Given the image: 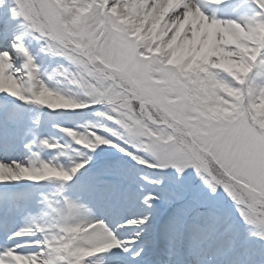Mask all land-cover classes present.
Here are the masks:
<instances>
[{"label": "snow or ice", "instance_id": "snow-or-ice-1", "mask_svg": "<svg viewBox=\"0 0 264 264\" xmlns=\"http://www.w3.org/2000/svg\"><path fill=\"white\" fill-rule=\"evenodd\" d=\"M230 2L233 0H182L172 6L168 0H0V10L21 29L9 49H0V70L15 86V91L0 90V94L50 110L64 109L49 105L46 96L64 98L74 110L102 109L96 115L114 120L119 130L90 124L83 134L72 131L78 134L76 139L67 133L76 145L92 151L108 145L140 165L172 169L177 176L193 170L211 196L222 190L230 198L249 236L264 241V0H235L234 11L251 7L252 13H243L238 19L219 18L216 13ZM148 20L154 21L150 28H146ZM189 24L193 29L201 24L225 34L230 31L234 50L192 55L188 46L201 33L193 30L190 38L186 34ZM157 25L162 29L159 35ZM26 35L44 42V54L67 62L59 75L78 89L76 93L50 89L38 79L35 58L24 43ZM225 56L238 71L232 70ZM25 79L36 81L27 92ZM9 124L15 128L18 121L13 118ZM98 128L121 143L97 134ZM85 138L93 144L86 145ZM33 144L41 150L60 147L48 139L34 138L25 148L30 151ZM32 157L39 161V168L31 161L27 165L0 162L5 174L0 184L55 177L63 188L91 161L87 156L63 165L58 160L44 161L39 152H32ZM53 168L59 171L51 172ZM41 170L47 175H39ZM98 182L119 191L106 173L98 176ZM59 194L62 201L47 202L59 218L57 223L47 226L39 217L31 218L7 237L12 244L0 247V264H16V258L29 264H120L122 256L136 259L157 246L152 238L132 252L129 243L135 240L120 238L116 229L96 218L88 204L77 203L62 190ZM158 199L157 194L149 193L143 203L151 209ZM0 208L14 212L20 205L5 196L0 197ZM85 214L83 223L71 222ZM149 219H130L126 225L144 230ZM172 222L178 229L174 254L181 252L186 235L202 247L236 230L235 222L203 205L179 209ZM84 229L87 235L110 242L88 246L82 257L62 251L59 238L67 240L71 233ZM140 235L137 232L136 239ZM37 236L33 241L27 239ZM200 236L203 239H197ZM33 246L41 250H29ZM235 246L233 238L229 251ZM74 247L83 250L84 246Z\"/></svg>", "mask_w": 264, "mask_h": 264}, {"label": "bare ground", "instance_id": "bare-ground-1", "mask_svg": "<svg viewBox=\"0 0 264 264\" xmlns=\"http://www.w3.org/2000/svg\"><path fill=\"white\" fill-rule=\"evenodd\" d=\"M168 3L172 6H177L182 3V0H168ZM243 12V10L233 11L230 8L224 7L220 8L216 14L221 19H238ZM153 22V20H148L146 28H150ZM161 30L160 26L157 25L156 35H159ZM193 30L200 32L201 35L195 38L196 42L194 44L188 46V51L192 55L201 51H203L204 55H207L208 51L234 49L232 44L233 37L230 31L225 34L218 30L216 35H214L213 29L203 27L201 24H197L196 28L193 29L192 25L189 24L186 27V34L190 38ZM20 31L21 29L17 28L16 23L8 20L7 12L5 10H0V49H9V43L11 42L9 35H18ZM184 35L185 33H182L181 38H179L181 42ZM35 41L36 40L29 35H26L24 38V43L29 47L39 69L38 79L45 84L46 82L41 74V70L47 67L48 62L38 55ZM205 43H207V49H205ZM224 59L233 71L239 70L236 66L232 65L230 57L225 56ZM17 67H19V64ZM0 74H4L2 70H0ZM253 75H255V72ZM21 76H23V72H21ZM5 85L6 87L9 86L7 83ZM23 85L34 88L36 81L25 79ZM6 97L8 96L6 95L5 98L2 96L0 97V162L11 164L15 161L27 165L31 161L39 168V161H35L32 157V152H39L41 159L44 161L58 160V162L63 165L72 163L57 159V155H53L50 150L44 152L42 150L36 151L33 146L30 151L27 150L23 144H31L33 139L37 138V135L34 134L33 131H30V126L27 121L16 111L14 108L16 106L15 103L9 102ZM13 118L18 121L15 128L9 124V120ZM38 132L41 137H46V139L49 138L54 142L59 141L57 136L43 125L40 126ZM56 171H59V169H51V172ZM38 174L42 176L47 175L42 170ZM3 175L5 174L2 169H0V177ZM93 180L98 181L96 177H94ZM53 183L52 180L43 181L41 185L48 186ZM38 185L42 187L40 184ZM38 185L26 184V181H14L0 184V197L6 196L10 202H18L20 205V210L14 212L6 208H0V247L12 244L13 242L9 241L7 237L27 223L29 217L30 219L32 218L31 212L33 205L29 193ZM96 187L97 185H85L83 187L77 182H71L66 185L67 190L64 194L77 203L88 204L94 209L96 218L103 219L108 225L116 229L118 235L123 240L130 242L135 240L134 243H129L132 252L139 250L146 245L147 241L155 238L157 246L155 248H149L142 253L137 260L138 262L140 261L143 264H264V250L256 248L257 238L250 237L246 228L236 229L232 234L222 240L208 241L202 247L199 246L194 253L189 252L193 244L192 239H189L186 235L181 242V252L179 254H174L176 233L178 230L177 225L172 222L174 218L165 214L162 216L161 220L153 221L154 215L161 210L159 207L152 206V208L149 209L143 203L144 199L141 203L132 206L131 202L134 199V195L128 191H123L121 186L117 192H113L111 187L102 189V192H99L96 190ZM148 192L157 194L156 191L149 190ZM96 195H98V197ZM108 195L111 196L109 201L102 200ZM145 216H149L150 219L144 230L134 225H126V221L130 219L143 218ZM86 219L87 215L85 214L75 218L71 222L83 223ZM189 222H191L190 217ZM121 225L125 226L121 227ZM87 232L88 230L84 229L80 232L70 234L69 239L73 241L74 245L84 246L83 250L77 248L76 251H74L77 256L82 257L90 245L110 242L95 234L89 236ZM137 232L141 233L139 239H136ZM164 234H166V238ZM233 238L236 241V246L233 251H229ZM29 239L33 241L39 239V237H30ZM159 239H164L167 242ZM197 239H203V236ZM29 250L40 251L41 249L33 246V248ZM16 264H29V262L24 258H16ZM120 264H135V261L128 262L123 256L120 258Z\"/></svg>", "mask_w": 264, "mask_h": 264}, {"label": "rangeland", "instance_id": "rangeland-1", "mask_svg": "<svg viewBox=\"0 0 264 264\" xmlns=\"http://www.w3.org/2000/svg\"><path fill=\"white\" fill-rule=\"evenodd\" d=\"M234 2L235 0L230 3H226L221 8L228 7L233 10ZM252 10L253 9L251 8V13ZM248 12L249 10L244 11V13ZM218 30L219 29H213V34L216 35ZM36 46L38 54L48 62L47 67L41 71L42 76L45 77V80L47 81L45 85H47L50 89L76 93L78 89L70 84L62 75H59L64 68L68 67L67 62L58 56L44 54V52L41 51V49L45 47L43 41L39 43L36 42ZM6 83L9 84L8 87H6ZM23 86L25 92L32 88L25 85ZM0 88L1 90L15 91L14 84L8 80L6 76L1 74ZM1 96L5 98L6 94H0V97ZM6 98H9V102H15L16 106L14 108L20 113L24 120L29 122L31 128H35L34 131L37 138L46 139V137H41L38 132L40 126L42 125L47 127L48 130L57 136L59 140L57 142L48 138L50 142L58 143L60 145L59 148L50 150L53 155H57V159L68 162H81L85 157L91 156L90 163H88L84 169L89 168V170H93V175L95 177H98L102 173L108 174V177L110 178L113 176L115 180H118L116 183L124 186L128 190L130 189V192L134 194L146 195L149 194V190H156L161 195L158 194L160 199H158L155 203L159 205L167 202L170 207H173V211L182 208H192L198 204L205 205L208 209L210 207L235 222L236 227H240L241 223L239 221L238 214L234 213L235 205L233 202L229 201V205L227 207L219 205L217 202L219 198L224 196L223 193L220 191L216 196H211L193 170L189 169L183 176H177L175 171L149 169L146 166L140 165L116 148L108 145L100 146L95 151L85 150L82 145H76L67 133L75 131L78 134H83L86 130H88V125L90 124L108 126L111 127L113 131L119 130L118 126L115 125L114 120L109 122L96 115V112L102 109L89 108L74 110L73 104L67 103L64 98L58 96H46L44 99L49 105H56L60 109L64 110H50L46 107L25 104L10 96ZM61 129H64V131H61ZM78 134L72 133L73 139L78 138ZM97 134L109 137L112 142L121 143L117 140V138H112L108 133H104L103 128H98ZM99 142L100 140L98 138L95 139L96 144H99ZM85 143L86 145L91 146L93 141H88L85 138ZM129 148H131V146H129ZM135 151L140 156L145 155L139 150ZM109 165L112 167L109 168ZM73 180L77 182L75 177ZM153 181H159L160 183H153ZM49 187L50 186H46L42 190L44 196L48 194V190L50 189ZM31 198L32 203L35 206L34 210L36 213H38L39 210H44V212L48 210V200L40 202L39 198L35 199L33 195ZM168 201H171V203ZM226 209H229L230 212L232 211L233 213H222ZM44 212H42L41 218H46L45 215H43ZM263 243L264 241L261 240L258 242L261 247H263Z\"/></svg>", "mask_w": 264, "mask_h": 264}]
</instances>
